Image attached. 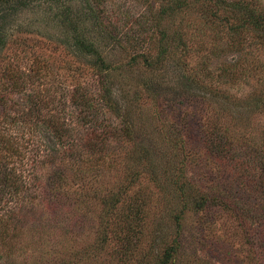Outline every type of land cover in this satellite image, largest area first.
<instances>
[{"label":"rangeland","instance_id":"374dc122","mask_svg":"<svg viewBox=\"0 0 264 264\" xmlns=\"http://www.w3.org/2000/svg\"><path fill=\"white\" fill-rule=\"evenodd\" d=\"M235 1L264 11V0ZM23 2L25 5L20 6L19 13L1 30L8 39L16 35L26 41V47L20 48L17 58L13 57L17 48L8 54L12 64L18 65L25 73L35 63L50 69H43L40 74H45L46 80L44 83L42 81V87L35 88L40 93L37 98L31 99L32 104L47 113L68 110L61 101L63 86L59 84L66 80L67 67L78 66L81 58L70 55L67 50L73 41L72 29L66 24L65 16L73 19L77 15L76 20L79 22L84 19L81 27L97 37L100 36L99 22L105 33L100 50L113 64L121 66L119 72L113 73L111 79L107 80L109 83L114 82L115 90L122 94L121 113L133 122L131 128L136 142L121 138L116 131L120 139L115 140L110 134L109 140L113 141L106 142L114 153H108L107 148L96 160L94 156L83 154L82 161H78L79 156H71L68 150L67 154L64 153L60 143L41 130V126L29 129L28 125L20 121L9 124L0 116V136L16 139L19 154H25L11 156L16 175L25 184L21 187L17 201L1 199L9 202L3 201L0 208V264H77L72 259L73 255L77 257L85 252L91 259L81 257V261L78 260L81 264L140 263L138 254L132 259L112 256L114 244L113 248L105 245L101 250L103 262L99 259L100 255L96 256L100 251H94L98 249L99 231L104 225L99 199L121 184L124 172L133 169L137 159L142 157L143 150L149 151L150 155L143 159L139 168V184L133 190L141 193L142 197L152 195L147 201L150 205L148 219L153 220L150 231L153 228L160 229L157 227L160 224L161 228L168 229L172 238L179 237L180 250L175 264H195L197 260L200 264H264V170L258 169V161L254 166L257 156L252 154V149L264 148V109L254 103L250 106L243 103V108L233 109L229 104L214 103L209 97L202 98L205 95L198 89L195 93L194 87H191L195 73L208 84L207 87L212 89L213 86L223 91L222 96L231 94L241 99L254 92L258 94L264 91L263 44L250 34L229 33L227 28L210 27L195 9L186 11L174 21L173 29L186 34L189 48L184 58V50L180 48L179 60L177 57H168L164 63V67H167V85L159 90L157 99L153 93H144L136 88L139 83L135 82L134 77H138V71L135 69L130 72L126 64L133 56L144 52L145 55L148 52L156 53L157 42L150 38L153 37L152 18L159 10V0H107L103 8L97 10L92 7L96 9L98 22L90 17L86 0ZM87 33L90 35L89 31ZM133 67L137 68L135 65ZM183 75L192 80L184 83ZM94 80L80 78L83 87L96 92L98 89ZM162 90H165L167 97ZM134 98L140 99L135 102ZM14 109L12 115L17 112ZM60 114L62 117L63 113ZM217 118L221 121L220 126L229 130L231 138L234 137L235 154H244L248 150L246 156L242 157L244 165H247L245 169H233L227 157L215 163L219 170L202 164L203 159L198 162L201 164L194 165V156H179L178 161L174 159V153H181L176 146L185 145L192 151L194 145L201 142L202 128L208 125L216 127ZM119 120L116 118L111 122L116 129L122 127ZM153 130L156 135H148ZM19 140H23L24 145ZM52 143L56 146L54 155H58L55 158L53 152L46 149ZM39 162L44 163L43 167L38 166ZM167 162H170L169 166ZM58 167L66 172V184L56 177L60 171ZM155 173L162 191L153 184ZM167 175L178 178L181 184L186 181L205 190L210 184L207 178L219 177L222 186L218 185L237 199L244 215L252 217L247 221L250 226L245 228V234L231 213H224L216 207L205 214L188 209L181 222L167 227L169 216L173 218L181 208L176 209L180 204L174 198V185H166V180H169L166 179ZM72 176L75 177L72 179ZM50 180L64 186L62 191L65 196L68 195L65 202L49 201L47 189ZM60 196L53 199L58 200ZM7 213L12 214L15 220L4 227L8 231L4 232L9 237L13 234L14 240H9V237L6 239L1 233ZM149 240L150 236H147L137 248L147 250ZM149 264H155L154 259Z\"/></svg>","mask_w":264,"mask_h":264},{"label":"trees","instance_id":"16d2710c","mask_svg":"<svg viewBox=\"0 0 264 264\" xmlns=\"http://www.w3.org/2000/svg\"><path fill=\"white\" fill-rule=\"evenodd\" d=\"M106 2L107 0H86L85 3L89 10L88 12H90V17L97 19L98 22L95 10L103 8ZM159 2V10L156 11L152 18L154 30L152 32L153 37L150 38L157 42V46H155L157 49L156 53L151 54V52H148L145 55L144 52L135 57L133 56L130 58V62L126 64L130 72H133L135 69L138 71V77H134L135 82L139 83L136 88L144 93L151 92L154 96H157L158 93L160 94L159 90L167 85L165 80V70L167 67L166 65L164 67V63L168 57H177L179 60L178 52L180 48L184 50L182 54L183 58L185 57L186 50L189 48L186 34H183L179 29H173V27L174 21L186 11L195 9L203 22L210 27L219 26L222 30L227 28L229 33L250 34L264 46V11H258L253 7H249L244 2L235 0L232 2H227V0H159ZM22 5H25L23 0H0V116L6 122H10L9 124H12L16 120L28 125L29 129L41 126V130L48 132L52 138H55L60 143V146L64 149V153L67 154L68 150L71 156H79L77 157L78 161H82L83 154L94 156L93 158L96 160V158L98 159L101 156V152L107 151V148L108 153H114L113 149H110L109 144L106 145L107 141H113V139L118 140L121 137L135 143L134 131L131 128L133 122L121 113L122 94L119 90H115L117 88L114 82H108L109 78L111 79L110 76L113 73L119 72L121 66L113 64L107 58V55L100 50V45H102V41L105 39V33L102 32L99 22L100 36L97 37V35L91 34L90 30H85L81 27L84 19H82V22H79L76 20L77 15L73 16V19L71 16H65L66 24L68 23L72 29L71 39L73 41L67 50L70 55H77L81 58L78 66L67 67L66 80L59 84L63 86L61 101L68 107V110H60V113L62 112L63 116L66 117H61L59 112L47 113L36 104H32L31 99L33 97L37 98L40 93L39 90L35 91V88L42 87L46 80L45 74H40L43 69L46 71L49 68L45 65L40 67L39 64L35 63L25 73L18 65L12 64V58L8 54L17 48L13 53L14 59L17 58L16 54L20 48L24 49L26 47V41L21 37H16V35L14 38H9V40L8 36L2 32L3 28H1L9 24L14 18L13 16L19 13L20 6ZM92 7L96 9L93 10ZM78 18L81 17L78 16ZM88 31L90 35L87 33ZM133 65L137 68H134ZM84 77L95 78L93 82L96 83L95 86L98 89L96 92L82 86L80 78ZM183 77L185 78L184 83L192 80V78L188 79L184 75ZM206 85L208 84L194 73V83L191 87H194L195 93L198 89L205 95V97H200H209V100L214 103L229 104L231 108H237V110L238 107H242L243 103L247 106L254 103L255 106L260 105L264 109V91L258 92V94L254 92L249 96L239 99L231 94L222 96L221 92L224 94L223 91L217 90L213 86H211V89ZM162 92L167 97L165 90H162ZM16 96L18 97L17 100L15 99ZM139 99L134 98V101L138 102ZM141 103L144 104L142 101ZM14 108L17 111L15 112L16 116H14L15 113L11 114L14 112ZM218 116L220 119H223L222 115L218 114ZM116 118L120 119L121 128L118 127L116 129L115 125L111 123ZM219 122L221 121L217 118V122H215V124L217 123L216 127L214 125L210 127L207 124L208 126L202 128L201 142L198 145H194L192 151L185 145L176 146V148H180L181 153H174V159L176 158L178 161L179 156H194V165L201 164L198 162L203 159L202 164L219 170L216 167L217 161H222L227 157L230 160V167H233L237 171L245 169L247 165H244L242 157L246 156L248 150L244 154L241 152L235 154L236 149L233 147V144L236 142L232 140L234 137L231 138L229 130L222 127V125L220 126ZM138 127L142 128L139 125ZM116 131L120 133H118L120 137ZM109 135L113 139L109 140L111 138ZM148 135L153 136L156 134L153 130ZM6 136H0V208L1 205L3 206V201H17V197L23 188L22 186L25 185L22 179L16 175L17 171L14 167V161L11 159V156H25V154H19V148L15 143L16 139L6 138ZM19 141H22L24 145L23 140ZM239 145L241 146L242 144ZM46 149L53 152V158L58 156L54 155L56 153V146L53 143L49 144L48 148L46 146ZM252 150L253 156H257L254 166L256 167V161H258L259 165L257 167L260 171H263L264 148L256 147ZM193 152L194 154H192ZM148 154L150 155L149 151L143 150L142 157L137 159L133 169L124 172L121 184L112 190L110 189L107 194L101 196L99 199L103 213L101 219H103L102 223L104 225L100 228L98 249H95L94 252L100 251L96 256L100 255L99 259L102 262L101 250L105 245H110L113 248L114 244L115 250L112 256L121 259H132L138 254L137 260L140 262L138 264H149L151 259H154L155 264H175L180 250L179 237L175 236L172 238L168 229L161 228L160 224L157 225L160 229L153 228L150 231L153 220L148 219L147 210H149L150 205H148L147 201L151 199L152 195L142 197L141 193H135L133 190L139 184L137 183L141 176L139 168L143 164V159H146L145 156ZM42 163L39 162L38 166L42 165L41 167H43L44 163ZM166 165L169 166L170 162H167ZM58 168L60 171L56 177L59 181L63 180L64 184H66V172L61 171L60 167ZM203 173L206 178L205 170ZM141 174L143 175L144 173ZM74 177L72 176V179ZM181 177L185 179L184 176ZM154 179L155 183L153 182V184H156V187L162 191L163 189L159 186L156 173L154 174ZM166 179V185H174V192L176 193L174 198L178 199V203L180 204L176 209L181 207L177 215L173 218L169 216L170 222L169 225L166 224L167 227L173 223L178 224L181 222L184 212L188 211V209L195 213L201 212L205 214L204 212H210L212 207H216L221 208L224 213H231L237 219V225L242 228L244 234L249 228L250 225L247 221L252 217L244 215L241 206H238L237 199L230 192L220 187L219 177L207 178V181L210 183L208 184L209 188L208 186L206 187L208 188L207 190L186 181H183L181 184V180L176 177L173 178L172 175H167ZM48 187L49 201L51 199L60 203L61 201L65 202L64 200L68 195L65 196V192L62 191L64 186L56 185L50 180ZM59 194L61 198H57L58 200L53 199ZM170 197L172 198V196ZM3 198L9 201H1ZM14 220V216L7 213V216L4 218V225H1L3 227L1 233H4L6 239L9 236L5 234L4 231L7 230H4V227L10 225L8 223H13ZM246 227L247 229L245 230ZM12 236L13 234L10 235L9 240H14ZM147 236H150L149 247L147 250L143 249L142 251L141 248L137 247ZM81 257L87 260L91 259V256L87 255V252L80 253L77 257L73 255L72 259L77 264H81L79 262L81 261L79 260ZM195 259L197 260V258ZM86 263L84 262L83 264ZM195 264L200 263L197 260Z\"/></svg>","mask_w":264,"mask_h":264}]
</instances>
